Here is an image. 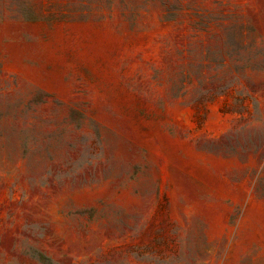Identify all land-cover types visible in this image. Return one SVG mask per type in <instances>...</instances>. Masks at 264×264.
Instances as JSON below:
<instances>
[{
  "label": "rangeland",
  "instance_id": "obj_1",
  "mask_svg": "<svg viewBox=\"0 0 264 264\" xmlns=\"http://www.w3.org/2000/svg\"><path fill=\"white\" fill-rule=\"evenodd\" d=\"M0 264H264V0H0Z\"/></svg>",
  "mask_w": 264,
  "mask_h": 264
}]
</instances>
